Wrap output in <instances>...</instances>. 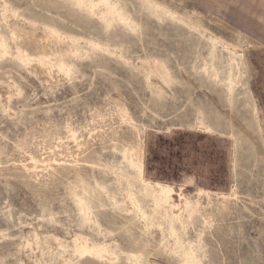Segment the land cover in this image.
<instances>
[{
    "label": "rangeland",
    "instance_id": "374dc122",
    "mask_svg": "<svg viewBox=\"0 0 264 264\" xmlns=\"http://www.w3.org/2000/svg\"><path fill=\"white\" fill-rule=\"evenodd\" d=\"M0 264H264V0H0Z\"/></svg>",
    "mask_w": 264,
    "mask_h": 264
},
{
    "label": "bare ground",
    "instance_id": "6f19581e",
    "mask_svg": "<svg viewBox=\"0 0 264 264\" xmlns=\"http://www.w3.org/2000/svg\"><path fill=\"white\" fill-rule=\"evenodd\" d=\"M169 188V187H168ZM166 193H169L170 192V188L169 189H166L165 190Z\"/></svg>",
    "mask_w": 264,
    "mask_h": 264
}]
</instances>
